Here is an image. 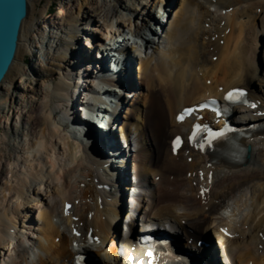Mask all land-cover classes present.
I'll list each match as a JSON object with an SVG mask.
<instances>
[{"label": "bare ground", "instance_id": "6f19581e", "mask_svg": "<svg viewBox=\"0 0 264 264\" xmlns=\"http://www.w3.org/2000/svg\"><path fill=\"white\" fill-rule=\"evenodd\" d=\"M116 1L120 9L127 7L125 1ZM163 1L169 4V0ZM160 2L155 0L151 10L142 5V0H135L134 11L128 19H123L126 15H121L115 4L95 8L86 7V2L71 4L69 8L75 12L63 19L59 17L61 26L56 29L62 30L64 26L65 36L62 40L53 32L52 42L58 49L54 54L47 51L46 59H49L48 65L51 61L53 64L58 63V70L64 63V70L58 75L55 84L39 85V102L18 115L24 124L29 123L35 134L27 143L30 153L24 160L25 171L22 174L9 171L11 179L0 190V259L2 257L4 261L0 264H72L74 256L82 251L84 240H94L95 237L100 244L89 246L94 250H99L101 245L106 246L107 253L115 259L119 257V249H122L121 256L124 259L129 254L134 256L135 264H139L137 257L144 255L141 249H129L125 229L121 232L122 238L118 239L117 226H114L118 215L117 204L110 198V191L99 189L100 184L106 188L109 181L107 178L105 181L98 179L100 171L104 173L103 163L93 160L94 155L92 157L90 146L85 143L80 128L68 125L71 116L67 108L73 107L78 87L88 92L94 89L102 92L106 85L100 80L91 81L90 85L79 83L76 74L83 69V66L79 67L81 63L88 64L85 74L91 69L89 72L92 75L97 66L83 52L77 53L79 33L86 31V28H77L78 16L74 14L81 15L87 22L92 19L95 23L102 21L99 23L100 32L103 33L101 39L106 42L107 48L95 47L94 57L110 51L107 54L116 63L118 57L111 52L112 48H117L125 41H132L137 46L138 54L135 55L138 57L139 73L136 76L144 81L151 92L145 94L142 106L138 101L132 103L121 128L122 132L125 128L129 131L132 128L137 133L139 148L136 153L139 156L134 160L137 173L144 177L146 183H151L148 180L150 176L160 174L159 184L167 180L171 184H181L184 193L195 191L189 197L191 193L187 196L175 190L171 195L168 194L171 198L168 203H161L159 207L156 203L160 202L169 187L165 186L159 193L153 191L148 203L152 213L144 215V222L170 221L185 236L184 247L189 249L196 248L199 239L209 240L213 236L222 264H264V131L253 135L252 142L261 146L258 153L255 152L256 146L247 149V160L243 165L246 166L250 159H254L255 164L251 169L239 164H226L217 156L206 159L186 148L178 151L176 156L170 151L171 137L186 128V123L177 124L174 121V114L182 107L217 96L230 88L251 90L250 95L256 101L255 113L264 114V56L260 52V46L264 45V0H176L172 11L164 6L166 8L163 13L158 9ZM29 3L27 0V14L21 21L17 48L0 82V91L8 89L6 83L12 84L15 80L14 75L19 72L18 59L26 51L24 39L32 28H36L32 12L34 4L32 0ZM136 9L144 20L140 28L134 24L130 27V19ZM258 9L260 13L256 11ZM64 12V8L59 11ZM114 16H119L121 20L113 21ZM152 16L159 23H162L160 18L167 20L161 35L149 32L146 21L150 25L152 20L149 19ZM58 23L56 25H60ZM216 35L218 40L215 39ZM151 44H155L156 48L149 46ZM145 50H149L147 54H140ZM260 65L262 69H258ZM111 67V73L117 70L116 66ZM47 74L40 73V76L45 80ZM130 93L124 99H128ZM137 93L133 94L135 100L140 97ZM156 94L159 98L165 97L166 102L155 99ZM83 98L86 102L98 105L108 101V98H93L87 94ZM56 109L62 112L58 115ZM114 109L120 110L119 107ZM82 110L77 109L82 121L94 119L93 113L84 108ZM106 118L98 116L97 123L92 124L104 131L103 128H108L109 118ZM19 133L24 134L22 129ZM260 135L263 140L256 142V137ZM91 149L98 151L96 147ZM189 158L191 161L188 163ZM91 162L96 166L94 172L89 167ZM121 166H124V162ZM219 167H223V170L239 169L225 172L219 178L216 174ZM194 172L196 175L190 177ZM199 172L202 176H199ZM192 183L196 184V190ZM175 185L169 191L175 189ZM199 189L205 191L202 199L196 192ZM239 193H244L243 200L239 198ZM237 194L239 199L235 200L237 206L233 211L237 220L217 221L215 215L225 210ZM130 197L132 199L127 201L128 208L131 205L132 209L139 211V198L133 195ZM64 205L67 206L65 213L62 212ZM130 218V215L123 216L125 223ZM72 231L78 232L79 237L72 235ZM190 239L192 241L189 243ZM29 242L38 249V253L31 251ZM72 242L76 244L75 247H72ZM195 251L201 253V249ZM97 254L102 255L98 251ZM202 260L204 264H209L204 258Z\"/></svg>", "mask_w": 264, "mask_h": 264}, {"label": "rangeland", "instance_id": "374dc122", "mask_svg": "<svg viewBox=\"0 0 264 264\" xmlns=\"http://www.w3.org/2000/svg\"><path fill=\"white\" fill-rule=\"evenodd\" d=\"M122 1H125L126 6H127L126 8L120 9L118 1H116V0H38V2H37V0H32V3L34 4V7H32L33 8L32 12L34 13V18H35L34 23H36V28L34 27V29L32 28V30L30 29L31 31H29V35L27 37L28 39L27 38L24 39L25 44H27V45H25L26 51H24V53L20 56V59H18L19 72L14 75L15 80L12 82V84L6 83V85L8 86V89L4 88V89H2V91H0V178H1L0 190L3 187H5L6 183L9 182V180L11 179V173L9 171H12L15 174H22L25 171L24 160H25L26 156L30 153V151H29L30 146H28L27 143H29L28 140H30L31 137H33L32 135L35 134V133L34 134L32 133L33 131L29 127V123L24 124L20 120L21 118H19L18 115L21 112L25 113L30 108L31 105L39 102V100L41 98L40 91H39V85L42 86V84L43 85L55 84L58 80V75H60L62 73V70H64L63 69L64 63H62V65L59 66L60 69L58 70L57 69L58 63L53 64L51 61V64L48 65L49 59L48 60L46 59L47 51L50 52V54H54V53H56V51L58 49L56 44L52 42L53 41L52 37H53L54 33L56 32L62 40L65 36L63 33L64 26H62V30L56 29V28L61 26V24H60L61 22H59V17L62 16V19H63L65 17H68V15H70L71 13L75 12L72 10V8H69L71 6V4H77L78 5V4H82V3L86 2L87 3L86 7H95V8L96 7H103L105 4H109V3H111L112 5L115 4L116 9H118V11L120 10L119 13L121 15H123V14L126 15L123 19H125L126 17L128 19V16L129 17L131 16V12L134 11L133 6H135L134 5L135 0H122ZM154 1L155 0H142V2L144 3L142 5L148 7V9L152 10V3ZM158 1H162V0H158ZM173 1H176V0H173ZM28 3H29V0H28ZM61 8L62 9L64 8V10H65L64 13H59ZM211 10H212V8H211ZM256 11L258 13H260L259 9ZM75 15L78 16L77 17V25H76L77 28L78 27H79V29L80 28H86V31H85L86 34H82L80 32L81 30H78L80 32L79 33L80 40H78V42H79L78 45H80V48H82V50H83V48H87L88 46H90L88 44V42L90 43V41H93L95 43H99V42L101 43L104 41L101 39V38H103V36H102L103 33L100 32L101 27H99V23H101L102 21H100L99 23H95V21L92 19V21L87 22V21L83 20L81 15L74 14V16ZM49 17H51V18L49 19ZM141 17H142V15H140L139 10L136 9L134 15L130 19V23H131L130 27H131V25L134 24L138 28H140L141 25H143V23H144L143 22L144 20L141 19ZM112 20L113 21H115V20L120 21L121 19L119 18V16H117V17L114 16L112 18ZM57 23L60 25H56ZM154 31H156V30H154ZM155 33L160 35L158 31L154 32V34ZM32 34H34V35H32ZM216 36H215V39L218 40V35H216ZM120 44H122V43H120ZM123 44H128L131 51L138 54V52L136 50L137 46H136V44L134 45L132 43V41H129V42L125 41ZM220 44L223 45V41H221ZM149 46L156 48L155 44H151ZM148 51L149 50H147V52L141 51L140 54L145 55L148 53ZM260 52L264 56V45L260 46ZM214 58H213V61L215 62L216 60H214ZM22 59L24 60L23 62L21 61ZM70 63H72V62H70ZM151 66L153 67V65H151ZM259 67L262 69L261 65L258 66V69H260ZM263 68H264V66H263ZM46 71L49 73L46 76L48 78L43 80L42 76H40V73H47ZM137 73H139V72L137 71ZM136 78H137V80H136L137 81L136 93L138 92L137 95L140 94V97L135 100V98H133L134 95L132 96V99H130L128 102L129 105L127 104L126 108L123 109V112H122L123 119H125L124 117L127 114H129V109H130V106L132 105L133 102L138 101L140 106H142L144 104L145 94L147 95L151 92V90H149V88H147L146 84H144V81L141 78H139L138 76H136ZM35 80H38V82L35 83ZM86 81L87 80H85V82ZM85 82L83 84H85ZM83 97H84V93L83 94L81 93V95L79 97L80 100H82ZM164 98L165 97H162V96H161V98H159V95H157V94L155 96V99L161 100L162 103L166 102V98L165 99ZM53 105H55V104H53ZM56 110L58 112V115L62 112L61 109H56ZM11 121H12V125H11ZM124 122H125V120H124ZM11 127H12V129H11ZM61 127H62V123H61ZM21 129L24 132V134L19 133ZM21 135H23V136H21ZM261 140H263V139L260 138V140H259V138H258L256 140V142L261 141ZM252 145L254 147L256 146L255 152L258 153V151L261 149V146L258 144L255 145V143H253ZM153 149H156V148H153ZM254 157H256V155ZM93 160L96 163H98L97 159H94V157H93ZM89 162L87 165H89ZM177 162H179V161H177ZM254 164H255V160L250 159L249 164H247L246 166H243V168L249 167L251 169L252 165L254 166ZM89 167L92 171H93V169H94V171L96 170V166L92 162L90 163ZM225 169L226 168H224V170H223V168H217V170H216L217 177L220 178L224 175L225 172L232 171L229 169H226V170ZM238 169L239 168H234L233 170L237 171ZM152 183H154V186H152V191L156 190V188L158 187L156 192L161 191V189H165L166 188L165 186L169 187V188H167L168 189L167 193H165L163 195L164 197L162 199H160V202L159 203L157 202L158 204L156 203L157 207H159V205L161 203L167 204L169 201V198H170V196L168 194L171 195V192H173L175 190H176L175 191L176 193L178 191L179 193L181 192L187 196H189L191 193V195L189 197H192L193 193H195V191H193V192L189 191V192L184 193V191L182 190L183 187L181 184L180 185L171 184L167 180H164V181L162 180V183L159 184L157 180H153V178H152ZM157 184H159V185H157ZM174 185H175V189L169 191V189H171L172 186L174 188ZM193 185H194V183H192V186ZM193 188L196 190V188L194 186H193ZM239 195H240L239 198L241 200H243L244 197L242 198V196H244V193H242V194L239 193ZM239 198H238V194H237L235 199H234V197L231 199V200L234 199L233 202L228 201V203L230 202L229 206L233 204L234 207H233V205H232L233 208L231 206L230 207L228 206L229 210L226 211V213H225V210H220L219 214H217L218 217H217V215H215V219L217 221L218 220L219 221H224V220L235 221V220H237L233 216V211H234V208H236V206H237L235 200L239 199ZM174 200H176V195L174 196ZM191 201L188 202L189 205H190ZM34 202L35 201H33L32 204H34ZM230 210H231V212H230ZM222 211L224 212V214ZM151 213L152 212L149 211V214H151ZM226 214H227V216H226ZM227 217H229V219ZM54 219L56 221L57 217ZM7 255H8V251L6 250V256ZM2 261H3V258L1 257L0 262L2 263ZM3 263H4V261H3Z\"/></svg>", "mask_w": 264, "mask_h": 264}, {"label": "water", "instance_id": "95a60500", "mask_svg": "<svg viewBox=\"0 0 264 264\" xmlns=\"http://www.w3.org/2000/svg\"><path fill=\"white\" fill-rule=\"evenodd\" d=\"M27 0H0V82L14 57Z\"/></svg>", "mask_w": 264, "mask_h": 264}, {"label": "snow or ice", "instance_id": "6c2138e0", "mask_svg": "<svg viewBox=\"0 0 264 264\" xmlns=\"http://www.w3.org/2000/svg\"><path fill=\"white\" fill-rule=\"evenodd\" d=\"M244 93L243 92H240V91H234V92H230L228 93V95L226 96V99H229V100H235V99H238L240 96H243ZM192 110H186L185 112V115L190 113ZM184 116L181 115L180 117H178V119H183ZM195 129L194 132H193V135L192 137H190V139H195L197 133H198V130H199V125L195 126ZM217 135H220V133H209V140L211 139H214ZM179 144V138H177V140L174 142V147L176 145ZM149 255H151V253H149Z\"/></svg>", "mask_w": 264, "mask_h": 264}]
</instances>
